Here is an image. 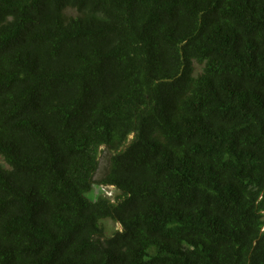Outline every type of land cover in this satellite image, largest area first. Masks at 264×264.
Here are the masks:
<instances>
[{
  "label": "trees",
  "instance_id": "obj_1",
  "mask_svg": "<svg viewBox=\"0 0 264 264\" xmlns=\"http://www.w3.org/2000/svg\"><path fill=\"white\" fill-rule=\"evenodd\" d=\"M0 159V264H264V0H0Z\"/></svg>",
  "mask_w": 264,
  "mask_h": 264
},
{
  "label": "rangeland",
  "instance_id": "obj_2",
  "mask_svg": "<svg viewBox=\"0 0 264 264\" xmlns=\"http://www.w3.org/2000/svg\"><path fill=\"white\" fill-rule=\"evenodd\" d=\"M0 163L3 164L1 159H0ZM106 163H107V152H106L105 149L102 148L100 156H99V168H98V171H97V174H96L97 178L100 177L103 174L105 166H106ZM104 188H105V190H104ZM104 188H103V186H95L93 191L89 194V197L94 199V198H96V196L99 193L105 192V191L108 192V195L114 196L115 190L113 188H106V187H104ZM103 225H104L106 233L108 235H110L111 233H113V231H115V230L120 228L119 224H116V223H114L113 221H111L109 219L104 220L103 221Z\"/></svg>",
  "mask_w": 264,
  "mask_h": 264
},
{
  "label": "built area",
  "instance_id": "obj_3",
  "mask_svg": "<svg viewBox=\"0 0 264 264\" xmlns=\"http://www.w3.org/2000/svg\"><path fill=\"white\" fill-rule=\"evenodd\" d=\"M104 187H106V188H113L112 186H103V188ZM114 189V188H113ZM104 190H105V188H104ZM105 193L108 195V192L107 191H105Z\"/></svg>",
  "mask_w": 264,
  "mask_h": 264
}]
</instances>
